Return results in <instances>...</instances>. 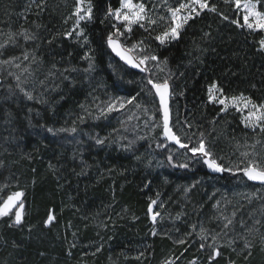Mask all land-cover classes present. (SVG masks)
<instances>
[{
	"label": "trees",
	"instance_id": "1",
	"mask_svg": "<svg viewBox=\"0 0 264 264\" xmlns=\"http://www.w3.org/2000/svg\"><path fill=\"white\" fill-rule=\"evenodd\" d=\"M92 2L95 18L82 23L89 38V43L82 46L75 36L63 35L73 26L69 17L74 0H44L43 11L35 6L39 0H0V32L4 33L0 42L7 39L9 31L27 29L36 36L31 41L16 36V43H9L0 52L4 60L16 57L22 62L21 69L28 66L29 72L21 74V82L36 97L29 101L17 90L12 96L9 91H0V186H8L0 195L21 190L26 205L22 226L9 227V219L0 218V264H73L76 260L162 264L168 258H173L174 264L193 260L196 264H211V249H200L201 241L195 233L191 237L185 234L192 231L193 224L197 225L196 231L201 224L220 231L222 223L210 218L231 217L233 212L236 215L230 228L236 239L254 240L255 231L248 233L245 226L264 229V222L254 225L264 199L250 196L252 190L264 191V186L252 184L236 168L244 167L248 159L264 164V132L245 127L241 114L234 109L221 113L220 104L208 101L207 89L215 81L225 96L243 93L257 103L264 101V52L258 50L264 32L253 33L230 22H243L233 0H209L217 12H202L189 22L177 41L161 46L139 27H134L126 41L131 45L146 38L150 54L161 61L167 58L160 81L169 78L173 130L183 132L190 147L203 133L209 150L225 167L237 163L230 167L231 172L213 174L202 160L197 162L199 158L179 163L169 149L177 144L167 141L162 130L151 142L138 143L133 123L124 115L125 107L100 115V109L111 99L135 97L132 104L150 106L156 118L162 120L159 98L147 84L151 73L130 68L106 46L112 21H100L105 19L107 7H118L119 0ZM144 2L149 9L154 3L160 4L156 13H165L161 0ZM178 2L168 0L172 6ZM259 10L264 11V6ZM220 13L229 19L223 20ZM163 30L159 26L151 36ZM90 49L94 70L86 73L88 60L83 57ZM25 52L29 54L27 61L23 59ZM2 82L0 76V85ZM71 127L77 131H47ZM96 138L105 143L96 144ZM128 141L131 147L125 150ZM145 147L167 162L169 154L173 155L172 163L168 162L169 172L154 171L145 165L141 158ZM245 152L249 153L247 158L242 155ZM183 163L189 167L177 166ZM187 177H209L215 185L191 190L185 202L175 189L186 183ZM238 180L243 182L240 188ZM157 193L160 197L154 211L162 210L169 221L160 235L158 220L153 224L147 215V205ZM49 210L55 220L45 226ZM177 215L179 219H175ZM153 228L156 235L152 234ZM181 238L187 240L184 245L175 243ZM221 253L215 264H228L229 257ZM249 259L248 264H264L259 252Z\"/></svg>",
	"mask_w": 264,
	"mask_h": 264
},
{
	"label": "snow or ice",
	"instance_id": "2",
	"mask_svg": "<svg viewBox=\"0 0 264 264\" xmlns=\"http://www.w3.org/2000/svg\"><path fill=\"white\" fill-rule=\"evenodd\" d=\"M229 2V0H225ZM35 3V0H33ZM234 7L238 13H242V23L240 20H231L230 22L236 25L238 28H244L250 32H264V11L259 10L260 6H264V0H233ZM161 4L165 8V13L163 15H158L156 13V8L160 7V4H153V7L149 9L144 0H119V6L113 8L111 5L107 7V10L104 12V20H101L100 23H105V20L112 21L111 30L107 33L105 37V43L108 49L111 50L115 56L119 57L121 61L125 64L140 69L141 72L149 71L148 65L154 63V66L160 71L164 70V67L167 65V58L163 61L155 54H150L148 52V45L146 43V38H141L133 42L131 45L127 44V39L130 37V34L133 32L134 27H139L146 32H149V39H154L161 46H165L173 41L180 39L182 32L189 24L190 21L198 18L202 12H217L215 5H210L209 0H179L176 6H172L168 3V0H161ZM36 8L39 11L44 10V0H39V3L35 4ZM29 10L31 9V4L28 6ZM39 14V13H37ZM223 20H228L229 17L220 13ZM94 4L92 0H74V9L69 17L73 20L72 29L63 33L66 38L75 36L78 41L82 42L83 45L89 43V38L85 32V28L82 27V23L87 24L94 20ZM67 22V21H65ZM40 27V25H36ZM159 26L163 27V31L154 37L151 36V32ZM0 35L4 33L0 32ZM208 33H205V36H208ZM16 36H22L25 41L35 40L36 36L33 33H30L27 29H22L19 32L7 33V39L3 42H0V49L4 48L9 43L15 44ZM259 51L264 52V37L258 41ZM16 57H11L8 60H0V65H13L17 69H21V64L14 63ZM23 59L25 61L29 60V54L25 52L23 54ZM83 59L88 60V67L84 71L90 72L94 70V58L91 55V49L89 52L85 53ZM33 60L35 57L33 56ZM23 72H29L28 67L21 69ZM30 74V73H29ZM9 75H14L9 73ZM154 75V74H152ZM16 88L19 89L20 93L23 96L31 101L36 99V97L29 91H26L22 87L20 76L16 75ZM43 83V81H41ZM147 84L151 86V90H154L155 96L159 98V110L162 113V135L167 141H172L175 144L179 145L180 148L185 149L187 152L192 154V158H199V161L202 160V163L212 170L213 172H225L233 171L232 168L225 167L216 157L215 154L209 150L207 141L203 138V133L198 142L194 146H189V144L182 142L180 136L176 134L173 128L170 126V108H169V97H170V82L169 78H165L163 81L154 80L150 75L147 79ZM255 87V85H253ZM208 101L213 103H218L222 107L220 108L221 113H226L230 108L234 109L237 113L241 114V123L248 128H259L261 132H264V101L259 103L253 101L250 96H245L241 93L238 96H225L224 90L218 85L217 82L213 81L207 89ZM135 100V97L124 99L121 97H115L111 99L105 107L100 109V115L106 116L108 113L123 109L126 104H132ZM39 102H43L42 100ZM84 108L83 105H81ZM140 107V105H137ZM85 111H87L85 109ZM91 115V113H89ZM99 118V117H95ZM78 119L83 122L84 117L80 116ZM75 123V122H74ZM191 127V125H188ZM48 132H69L75 133L77 131L76 127L71 128H61L53 129L47 128ZM142 139V137H141ZM96 144L102 145L105 143L104 139L96 138ZM131 143L125 146V150H128L131 147ZM158 147H164V145H158ZM244 157H248L249 153H242ZM139 159V157H137ZM168 162L171 164L173 161V155L169 154ZM181 168H188V163H183L177 165ZM50 167H52L50 165ZM236 171L242 172L243 175L249 181H259L261 184H264V164L258 162L257 159H248L247 163L242 168H236ZM147 186V185H146ZM194 186V185H193ZM7 185L0 186V193H3L7 189ZM185 192H188L189 189L185 188ZM25 193L21 190L8 192L6 195H0V218L7 217L10 221L9 227L13 226H22L26 215V205L23 197ZM160 194L157 193L156 199H151L147 205V215L155 224L158 218L161 217V213L154 211V205L158 204ZM159 207L163 208L164 204L160 203ZM236 213L233 212L231 217L229 216H216L210 218L213 221H220L222 227L220 232H215L200 225L199 231H196L197 225H191L192 231L185 234V237H191L193 233L201 241L200 249L208 247L211 249V252L208 256L211 264H215L217 257L221 256L220 245H218L219 238L223 235L228 236L229 229L233 224ZM179 215L175 219H179ZM55 216L51 210H49L46 219L43 221L45 226L50 225L54 222ZM240 223L243 225L244 221L241 220ZM261 222L259 220L254 221V225H259ZM245 231L248 233L259 232L258 228L245 226ZM152 234L156 235V229L153 228ZM210 240V243H205ZM243 239V237H241ZM261 243H264V234L260 235ZM177 244L184 245L187 240L186 238H181L175 241ZM234 243L233 239H228L226 246L231 247ZM74 246V245H73ZM252 247V244L245 239L243 248L241 252L245 249L249 250ZM97 252L100 251L99 248L96 249ZM43 255V253H41ZM143 255V254H141ZM178 259V258H177ZM247 259V257H245ZM162 264H174L173 258H168L162 261ZM189 264H196V261H189ZM228 264H235V261L229 259Z\"/></svg>",
	"mask_w": 264,
	"mask_h": 264
},
{
	"label": "rangeland",
	"instance_id": "3",
	"mask_svg": "<svg viewBox=\"0 0 264 264\" xmlns=\"http://www.w3.org/2000/svg\"><path fill=\"white\" fill-rule=\"evenodd\" d=\"M240 14L242 15V13ZM2 49H0V52L2 51ZM0 60H4V59L0 58ZM14 63L21 64L22 62L15 60ZM26 67L28 66L26 65ZM148 69L149 71L147 72L151 73V76L154 80H159V81L161 80V77H160L161 71L154 66V63H150L148 65ZM147 72H144V73H147ZM9 73H13L14 75H9ZM23 73H26V72H23L21 69L15 68L13 65H0V76L3 77V82L0 85V91H4V90L9 91L11 96L14 95L15 90H17V92L20 93L19 89L16 88L17 82L15 79V76L19 75L20 80H21V74ZM22 87H23V83H22ZM18 95H20V97H22L23 99H26L22 93ZM137 105L139 104L138 103L126 104L124 115L130 118L131 123H133V128H134L133 131H134V134L137 135L138 143H143L145 141L151 142L157 137L158 134H161V130L163 131L162 120L161 118H156L154 110L150 108V106L137 107ZM175 132L178 136L181 137L182 142L187 143L186 136L183 134V132H180L178 130ZM129 142L131 141H128V144ZM145 148H143L142 149L143 151H141V158H142V161L145 163V165L147 167L150 166V168L154 171L169 172L168 170L170 169V167L168 165V162L165 159H163L160 155H158L155 151H153L150 147L146 149ZM169 149H170V153L175 155L176 160L179 163L196 159V158L193 159L192 156H189L188 152L185 149L179 148V145H170ZM235 165H237V163L233 162L229 165L228 168L233 167ZM176 175L179 177V173H176ZM187 178L188 179L186 183L180 185L177 189H175V191L177 190L179 193H181L183 201L186 200L185 198L188 194L191 193V190L202 189L204 187L211 188L215 185L214 183L215 180L209 177L199 178L197 180L191 179L189 177ZM238 181H239L238 188H240L243 186V182L241 180H238ZM185 188H188L189 191L185 192L184 191ZM250 198L254 200L264 199V191L252 190V195L250 196ZM156 212L161 213V217L158 219V223L156 224V225H160L158 227V234L160 235L163 233V230L166 228V224L169 221L167 220L166 215L165 216L163 215L162 210L158 209L156 210ZM256 220H259L261 223L264 222V206L260 205V207L258 208L257 213L255 215V221ZM27 223H29V221ZM27 223L26 225H28ZM159 228L161 229L159 230ZM232 229L233 228L227 229L226 231L228 232V236L225 237L222 235L217 242L218 245L221 246L220 250H222L229 257V259L235 261V264H248L250 261L249 259L250 255L253 254L254 252L255 253L259 252L262 256H264V243H261V240H260V235L264 234V229L258 228L259 232H255V238L254 240L252 239L250 242L252 244V247L250 249V253H251L250 255H249V250L247 249L241 252L244 242H242V240L240 239L238 240L236 239L235 235L232 232ZM217 232H220V231H217ZM228 239L234 240V243L231 247L226 246ZM210 242L211 240L209 237V240L206 241L205 243H210ZM245 257H247V259H245ZM76 261H74L73 264H95V263H87L84 260H78L77 262Z\"/></svg>",
	"mask_w": 264,
	"mask_h": 264
},
{
	"label": "water",
	"instance_id": "4",
	"mask_svg": "<svg viewBox=\"0 0 264 264\" xmlns=\"http://www.w3.org/2000/svg\"><path fill=\"white\" fill-rule=\"evenodd\" d=\"M113 55L115 56V54L113 53ZM117 59H119V57L115 56ZM120 60V59H119ZM121 61V60H120ZM123 62V61H121ZM124 63V62H123ZM125 64V63H124ZM127 65V64H126ZM129 66V65H128ZM130 68L134 69V70H140V69H137V68H133L131 66H129ZM207 170L210 172V173H213V174H218L220 172H213L212 170H210L209 168H207ZM244 176V175H243ZM245 177V176H244ZM246 180H248L246 177H245ZM249 181V180H248ZM251 182L252 184H256V185H262L264 186V184H261L259 181H249Z\"/></svg>",
	"mask_w": 264,
	"mask_h": 264
}]
</instances>
